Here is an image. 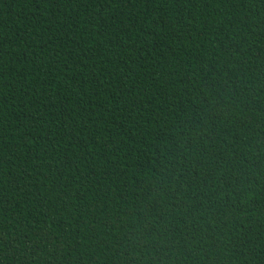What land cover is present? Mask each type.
<instances>
[{
    "label": "trees",
    "instance_id": "1",
    "mask_svg": "<svg viewBox=\"0 0 264 264\" xmlns=\"http://www.w3.org/2000/svg\"><path fill=\"white\" fill-rule=\"evenodd\" d=\"M0 264H264V0H0Z\"/></svg>",
    "mask_w": 264,
    "mask_h": 264
}]
</instances>
